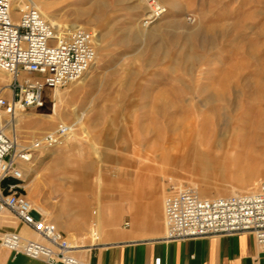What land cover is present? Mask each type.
Here are the masks:
<instances>
[{"label": "rangeland", "instance_id": "374dc122", "mask_svg": "<svg viewBox=\"0 0 264 264\" xmlns=\"http://www.w3.org/2000/svg\"><path fill=\"white\" fill-rule=\"evenodd\" d=\"M41 2L59 26L97 35V60L87 77L48 91L43 107L7 120L15 123L7 135L20 146L61 124L75 126L63 144L38 153L24 183L34 206L64 233L70 223L83 225L69 211L78 203L71 197L83 194L90 202L87 228H71L68 239L82 248L104 242L102 235L96 243L86 236L94 213L128 178L160 186L164 202L179 188L204 199L258 191L264 0H155L166 13L151 26L146 0ZM11 82L0 70L1 96L11 97ZM88 166V188L80 193L78 174Z\"/></svg>", "mask_w": 264, "mask_h": 264}, {"label": "built area", "instance_id": "2783aa9c", "mask_svg": "<svg viewBox=\"0 0 264 264\" xmlns=\"http://www.w3.org/2000/svg\"><path fill=\"white\" fill-rule=\"evenodd\" d=\"M149 3L146 26L166 13L155 0ZM96 60L93 31L53 25L30 0H0V70L12 76L11 97L0 95V218L10 215L37 236L6 234L2 246L16 255L45 264H84L67 236L33 206L24 186L25 171L38 153L63 144L75 126L61 124L20 146L7 135V120L43 107L48 91L78 82ZM164 222L167 242L248 233L264 250V180L256 193L229 198L204 199L193 188H179L165 199Z\"/></svg>", "mask_w": 264, "mask_h": 264}, {"label": "crops", "instance_id": "0c3cea01", "mask_svg": "<svg viewBox=\"0 0 264 264\" xmlns=\"http://www.w3.org/2000/svg\"><path fill=\"white\" fill-rule=\"evenodd\" d=\"M33 1L42 8L41 3L51 19L58 21L41 0ZM91 174L90 166L87 172L78 174L80 181L76 189L80 193L88 188ZM141 181L137 178L123 180L121 192L113 193L111 200L105 206H100L101 212H95L96 218L86 236L96 243L102 235L103 243L82 248L70 235L69 241L77 247L76 255L84 264H264V250L258 246L255 237L248 233L182 242L165 241V194L160 186L150 189L142 187L148 183ZM71 198L72 202L76 199L78 203L69 211L80 217L83 225L76 221L70 223L68 229L63 226L65 235L73 233L71 228H87L89 221L90 202L86 201L83 194ZM40 209L46 214L44 209ZM64 213L62 217L66 216ZM126 224L129 227H125ZM9 233L37 238L12 216L0 218V264H45L4 248L1 241ZM86 236L83 239H87Z\"/></svg>", "mask_w": 264, "mask_h": 264}, {"label": "bare ground", "instance_id": "6f19581e", "mask_svg": "<svg viewBox=\"0 0 264 264\" xmlns=\"http://www.w3.org/2000/svg\"><path fill=\"white\" fill-rule=\"evenodd\" d=\"M146 4L148 5V7L149 8H152L151 7V5L152 4H150L149 3V0H146ZM36 5V4H35ZM36 6H39V5H36ZM39 8H40V10L42 11V13H43V15L45 16V18L51 23V24H53V25H60L59 23H57V22H55L53 19H51V16L44 10V9H42L40 6H39ZM160 20V19H159ZM157 24H158V20H157ZM158 26V25H157ZM157 26H155V27H151L152 29H151V31L152 32H155L154 30H155V28H156V30H157ZM77 27H79V26H77ZM73 28H75V27H73ZM99 42L101 43V38L99 37ZM93 68V67H92ZM91 70V69H90ZM90 70L87 72V74L90 72ZM86 74V75H87ZM85 75V76H86ZM84 76V77H85ZM83 77V78H84ZM87 77V76H86ZM82 78V79H83ZM13 124H15L14 123V121L13 120H10V121H8L7 122V130H10L12 127H13ZM8 132V131H7ZM235 145H237V146H239V143H236ZM204 191H205V193L208 191V189H204ZM34 206V205H33ZM35 207V206H34ZM37 210H39L41 213H43L40 209H38L37 207H35ZM44 214V213H43ZM72 244V243H71ZM73 245V244H72ZM74 246V245H73ZM74 248H76L77 249V247H75L74 246ZM78 250V249H77Z\"/></svg>", "mask_w": 264, "mask_h": 264}]
</instances>
